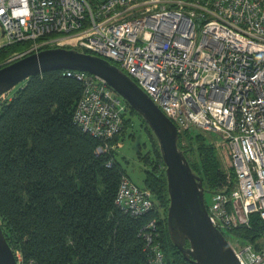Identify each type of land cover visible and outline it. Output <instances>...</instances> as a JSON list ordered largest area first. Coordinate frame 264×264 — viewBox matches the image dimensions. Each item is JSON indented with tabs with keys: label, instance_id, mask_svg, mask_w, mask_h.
I'll list each match as a JSON object with an SVG mask.
<instances>
[{
	"label": "built area",
	"instance_id": "1",
	"mask_svg": "<svg viewBox=\"0 0 264 264\" xmlns=\"http://www.w3.org/2000/svg\"><path fill=\"white\" fill-rule=\"evenodd\" d=\"M16 42L28 47L0 68L43 48L90 50L136 80L180 132L220 134L234 173L208 212L242 264H264V242L230 234L250 227L251 214L264 222V0H0V48ZM65 73L84 83L74 122L104 141L99 153L110 150L126 99L101 76ZM120 181L116 204L132 215L152 210L151 191L125 175ZM141 235L151 264H167L156 219ZM14 253L17 264H37Z\"/></svg>",
	"mask_w": 264,
	"mask_h": 264
},
{
	"label": "trees",
	"instance_id": "2",
	"mask_svg": "<svg viewBox=\"0 0 264 264\" xmlns=\"http://www.w3.org/2000/svg\"><path fill=\"white\" fill-rule=\"evenodd\" d=\"M25 45L16 42L1 48L0 61ZM65 71L53 68L33 75L0 102V218L8 243L37 264H151L141 229L156 219L166 263L194 264L169 237L165 173L151 171L144 178L145 188L155 194L151 211L132 215L116 204L126 170L115 147L99 153L104 141L74 122L84 83ZM128 108L133 110L130 104ZM146 130L153 134L147 124ZM191 133L185 135L190 134V142L198 140L192 154L199 156L192 162L185 154L203 177L206 193L216 192L227 182L226 173L213 148L205 146L200 134L193 139ZM119 140L117 134L109 142ZM154 153L162 158L156 144ZM250 222V227H237L230 234L259 248L264 222L258 213L251 214Z\"/></svg>",
	"mask_w": 264,
	"mask_h": 264
},
{
	"label": "water",
	"instance_id": "3",
	"mask_svg": "<svg viewBox=\"0 0 264 264\" xmlns=\"http://www.w3.org/2000/svg\"><path fill=\"white\" fill-rule=\"evenodd\" d=\"M73 69L103 77L137 110L155 134L166 165L169 237L194 264H242L226 234L212 222L203 177L196 173L179 146L180 131L163 109L130 75L101 55L77 48L52 47L0 68V95L43 71ZM0 264H17L0 218Z\"/></svg>",
	"mask_w": 264,
	"mask_h": 264
},
{
	"label": "rangeland",
	"instance_id": "4",
	"mask_svg": "<svg viewBox=\"0 0 264 264\" xmlns=\"http://www.w3.org/2000/svg\"><path fill=\"white\" fill-rule=\"evenodd\" d=\"M23 44H25V43H23ZM27 47H28V44L25 45L24 47H22L21 49H17L16 51L8 52V54L5 55V58L2 59L0 61V63L6 62V60L11 58V56L17 54L18 52L23 51ZM75 48L79 49L80 51H85L79 47H75ZM4 66H6V65H4ZM23 83L24 82L19 83L17 86H15L12 89H10L9 91H7V93H5L4 95H0V102H3V101H6L7 99H10L16 93L18 88L21 87V85ZM128 104L129 103L127 101V105ZM124 117L126 118V121H125L126 124H125L124 128L122 129L123 132L120 131L118 133L120 135L121 140H119L117 142L118 144L116 143L117 145L114 144L110 148L115 147L116 157L120 161L122 167L126 170V173H124V175L128 176L138 186H141L142 188L147 189L148 191H151L153 194V198L155 200V197H154L155 194L153 193V191L150 190L149 188H145V186H144L145 185V179L144 178H145L146 174L148 172H151V171H155L158 174L165 173V176H166V168L167 167H166L164 161L162 160L163 157L159 158L154 153L155 144L158 145L159 147H160V144H158L157 139L155 137V134L154 133L153 134L148 133V131L146 130V124L147 123L145 124V122L142 120V118L137 113H135L133 110H131V108L127 107V111H126ZM147 126H148V124H147ZM185 132L186 133L192 132L191 134L193 135V139L196 137L197 134H200V136L203 137L204 142L206 143L205 146L206 147L211 146L213 148V150L217 156L216 158L218 159L219 163L221 164L223 171L230 176L233 175V173H234L233 166L231 164L227 149L224 148L222 142L220 141V138H221L220 134L215 133L209 129H207V130L198 129L197 127L188 128V129L184 130V132H180V136L182 134V137H181V140H179L180 141L179 146H180L181 150L183 151V153L184 154L186 153L192 162H194L196 160L195 156H199V154L194 156V154H192V151L194 149L198 150V146L200 145V143L198 142V140L195 141V139L192 141L193 143L190 142V134L185 135ZM196 152L198 153V151H196ZM212 193L213 192L205 194V200L207 201L208 206H210L211 201H212L211 200ZM158 204H159V205H157L158 209L160 210V213L163 214L164 213V209H163L164 207H163V205L161 206L159 202H158ZM163 217H164V214H163ZM227 238L229 240L228 236H227ZM247 242H250V241H247ZM262 242H264V239L260 237L258 239V243H262ZM13 251L15 252V250H13Z\"/></svg>",
	"mask_w": 264,
	"mask_h": 264
}]
</instances>
